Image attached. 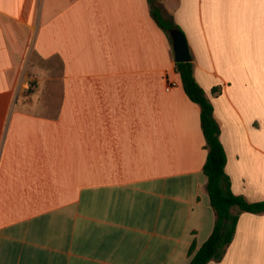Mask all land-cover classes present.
<instances>
[{"label":"crops","instance_id":"0c3cea01","mask_svg":"<svg viewBox=\"0 0 264 264\" xmlns=\"http://www.w3.org/2000/svg\"><path fill=\"white\" fill-rule=\"evenodd\" d=\"M160 4L214 105L232 190L264 201V0ZM34 57L57 59L58 79L35 84ZM207 156L148 0H0V264H190L216 220ZM208 264H264V212H242Z\"/></svg>","mask_w":264,"mask_h":264},{"label":"trees","instance_id":"16d2710c","mask_svg":"<svg viewBox=\"0 0 264 264\" xmlns=\"http://www.w3.org/2000/svg\"><path fill=\"white\" fill-rule=\"evenodd\" d=\"M160 1L148 0L151 14L172 42L170 30L180 29V27L172 16L165 14ZM176 69L186 94L201 107L202 129L208 149L203 170L207 177V191L216 220L209 238L199 248L194 241L188 252L191 256L190 264H208L224 256L227 246L236 233L240 214L242 212L263 213L264 201L249 202L244 196L234 193L230 176L226 172L227 155L220 139V127L214 115V105L195 77L193 61L178 62ZM218 91L219 87H214L212 92Z\"/></svg>","mask_w":264,"mask_h":264},{"label":"water","instance_id":"95a60500","mask_svg":"<svg viewBox=\"0 0 264 264\" xmlns=\"http://www.w3.org/2000/svg\"><path fill=\"white\" fill-rule=\"evenodd\" d=\"M173 42L174 60L178 62H190L193 60L186 35L177 28L170 30Z\"/></svg>","mask_w":264,"mask_h":264},{"label":"rangeland","instance_id":"374dc122","mask_svg":"<svg viewBox=\"0 0 264 264\" xmlns=\"http://www.w3.org/2000/svg\"><path fill=\"white\" fill-rule=\"evenodd\" d=\"M34 65V71L33 74L34 82L35 84L38 83L39 80H54L58 79V60L52 59L50 62L43 63L42 60L38 59L37 57L32 58V63ZM50 68H53L50 70ZM42 72V76L40 73ZM213 94V92H212Z\"/></svg>","mask_w":264,"mask_h":264},{"label":"built area","instance_id":"2783aa9c","mask_svg":"<svg viewBox=\"0 0 264 264\" xmlns=\"http://www.w3.org/2000/svg\"><path fill=\"white\" fill-rule=\"evenodd\" d=\"M26 88L31 90V88H32V84H31V82L28 83V86H26ZM167 88L169 89L170 87H167Z\"/></svg>","mask_w":264,"mask_h":264}]
</instances>
